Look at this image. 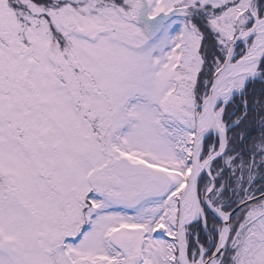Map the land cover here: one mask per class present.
I'll list each match as a JSON object with an SVG mask.
<instances>
[{
  "label": "snow or ice",
  "instance_id": "obj_1",
  "mask_svg": "<svg viewBox=\"0 0 264 264\" xmlns=\"http://www.w3.org/2000/svg\"><path fill=\"white\" fill-rule=\"evenodd\" d=\"M0 264H264V0H0Z\"/></svg>",
  "mask_w": 264,
  "mask_h": 264
}]
</instances>
